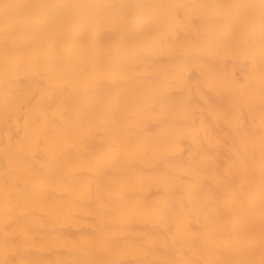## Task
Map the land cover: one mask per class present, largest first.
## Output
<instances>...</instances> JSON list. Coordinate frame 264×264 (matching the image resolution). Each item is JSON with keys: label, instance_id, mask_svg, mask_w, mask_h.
Here are the masks:
<instances>
[{"label": "bare ground", "instance_id": "1", "mask_svg": "<svg viewBox=\"0 0 264 264\" xmlns=\"http://www.w3.org/2000/svg\"><path fill=\"white\" fill-rule=\"evenodd\" d=\"M0 264H264V0H0Z\"/></svg>", "mask_w": 264, "mask_h": 264}]
</instances>
